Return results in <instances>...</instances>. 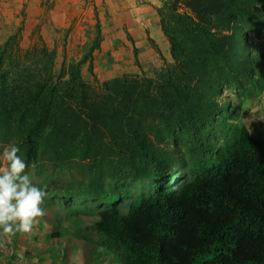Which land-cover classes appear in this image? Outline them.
I'll list each match as a JSON object with an SVG mask.
<instances>
[{
  "label": "trees",
  "instance_id": "trees-1",
  "mask_svg": "<svg viewBox=\"0 0 264 264\" xmlns=\"http://www.w3.org/2000/svg\"><path fill=\"white\" fill-rule=\"evenodd\" d=\"M246 1L164 0L157 15L173 70L156 79L123 75L99 92L82 80L83 62L55 70L45 45L24 52L17 35L0 45V129L16 126L26 160H35L43 142L53 162L77 153L105 162L117 183H153L126 210L117 191L105 195L112 203L87 232L74 233L77 239L120 264H264V139L227 123L213 99L220 82L239 85L238 77L250 74L241 51L248 36L230 29L246 16ZM99 39L97 30L92 51ZM211 124L218 125V146L204 141ZM176 130L186 133L191 159L187 176L168 186L162 178L173 169L161 144Z\"/></svg>",
  "mask_w": 264,
  "mask_h": 264
},
{
  "label": "rangeland",
  "instance_id": "rangeland-1",
  "mask_svg": "<svg viewBox=\"0 0 264 264\" xmlns=\"http://www.w3.org/2000/svg\"><path fill=\"white\" fill-rule=\"evenodd\" d=\"M163 2L0 0V45L12 35L18 36L24 52L45 45L55 54V70L63 64L83 62L81 78L98 92L104 82L123 75L156 79L175 65L169 44L156 42L155 29L160 27L157 9ZM246 4V16L230 29L235 27L248 36L249 46L241 45V51L250 63V74H241L239 85L231 80L220 82L213 99L223 107L227 123L242 124L253 137L264 139V0ZM179 11L193 16L183 5ZM97 30L99 48L92 51ZM217 129L218 125H209L204 141L212 140L218 146ZM10 142L22 145L25 159L16 126L0 129V149ZM189 145L183 130H176L161 144L165 161L173 169L162 178L163 184L173 186L179 177L187 176ZM42 147L43 142L35 160H25L33 182L47 192L42 205L46 214L30 233L8 237L0 232V264H120L113 253L77 239L74 233L87 232L98 210L112 203L103 200L105 195L112 197L110 193L117 191V203L126 210L130 200L153 190L152 181L131 177L117 183L105 162L81 160L75 152L76 156L57 163L48 159Z\"/></svg>",
  "mask_w": 264,
  "mask_h": 264
},
{
  "label": "clouds",
  "instance_id": "clouds-1",
  "mask_svg": "<svg viewBox=\"0 0 264 264\" xmlns=\"http://www.w3.org/2000/svg\"><path fill=\"white\" fill-rule=\"evenodd\" d=\"M22 145L10 142L0 149V232L8 237L30 233L46 213L45 189L33 182Z\"/></svg>",
  "mask_w": 264,
  "mask_h": 264
},
{
  "label": "crops",
  "instance_id": "crops-1",
  "mask_svg": "<svg viewBox=\"0 0 264 264\" xmlns=\"http://www.w3.org/2000/svg\"><path fill=\"white\" fill-rule=\"evenodd\" d=\"M155 34H156V42L162 44V45H168V40L166 39V37L163 35V33L161 32L160 27H156L155 29ZM152 39V38H151ZM153 40V39H152Z\"/></svg>",
  "mask_w": 264,
  "mask_h": 264
}]
</instances>
